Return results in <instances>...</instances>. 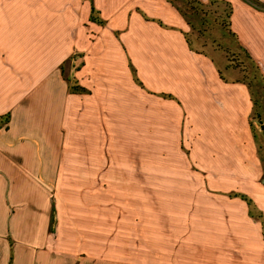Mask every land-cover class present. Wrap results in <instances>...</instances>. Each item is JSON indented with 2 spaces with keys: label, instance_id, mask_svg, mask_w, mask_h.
Instances as JSON below:
<instances>
[{
  "label": "crops",
  "instance_id": "crops-1",
  "mask_svg": "<svg viewBox=\"0 0 264 264\" xmlns=\"http://www.w3.org/2000/svg\"><path fill=\"white\" fill-rule=\"evenodd\" d=\"M219 1L264 74V11ZM93 2L104 26L89 1L0 0V264H131L110 242L121 227L130 252L132 225L147 220V173L131 151L149 138L199 165L175 162V195L195 216L175 222L171 264H264L261 220L218 195L221 179L248 178L239 190L264 217V116L251 88L189 45V20L167 0Z\"/></svg>",
  "mask_w": 264,
  "mask_h": 264
},
{
  "label": "rangeland",
  "instance_id": "rangeland-1",
  "mask_svg": "<svg viewBox=\"0 0 264 264\" xmlns=\"http://www.w3.org/2000/svg\"><path fill=\"white\" fill-rule=\"evenodd\" d=\"M204 1L202 7L185 5L183 1H176L177 6L186 14V19L191 22V26L186 32L187 38L195 50L208 54L223 68H229V70L235 72L236 77L249 85L257 104V112H261L264 116V74L258 68V65L248 58L237 38L231 35L230 19L228 17L230 13L229 6L222 1L214 5H211L208 0ZM197 9L198 12L195 14ZM115 35L116 37L120 36L119 34ZM143 89H146L145 86ZM257 118L255 116V119ZM7 124V120H0V127H7ZM154 141L156 140L149 138L147 146H136L131 151L136 155L137 160L142 162L138 168L146 170L147 173L146 178L142 179V183H146V202L148 206V209L142 212L147 220L137 219L136 223L138 224L132 225L130 244L133 248L130 252L125 250L128 243L125 241L121 227H116V242H110L112 248L117 253L125 254V260L131 264L174 263L175 222L177 223V220H179L180 224H183L187 222L188 217L195 216V210L188 209V194L175 195V162L178 161L180 165H183L182 168L187 167L192 170L199 169L198 163L195 164L191 160H189L191 162L188 160L181 162L179 161L180 157L175 154V145H160ZM230 168L231 166H229V171L234 172L236 170L234 167ZM121 179L117 176L115 180L118 182ZM221 181V185L227 186V192L218 195L226 197L229 201L236 198L231 196L233 193L242 194L239 189L247 185L246 182L249 179L228 178L226 181L225 179H221ZM257 182L264 185V167L262 176L257 179ZM210 192L217 195L213 191ZM176 197L179 200L175 201ZM195 197L198 203H213L206 201L200 193L195 194ZM122 199L123 197L119 198L117 195V201ZM218 201L216 203H219ZM175 206L179 207L177 211H175ZM192 234L195 235L194 232ZM101 244L106 247V243Z\"/></svg>",
  "mask_w": 264,
  "mask_h": 264
},
{
  "label": "trees",
  "instance_id": "trees-1",
  "mask_svg": "<svg viewBox=\"0 0 264 264\" xmlns=\"http://www.w3.org/2000/svg\"><path fill=\"white\" fill-rule=\"evenodd\" d=\"M85 1H89L91 3V15H90V21L91 22H94V23H97L101 26H104L106 24L105 20H103L101 17H100V13L99 11L95 8V5H94V2L93 0H85ZM169 3H171L174 7H176L185 17H186V14L182 11L181 8H179L176 4V1H183L185 3V5H197L199 7H202L204 5V2L201 1V0H167ZM210 2L211 5H214L215 3H219V0H208ZM246 3H248L249 5L253 6L254 8L260 10V11H264V3H262L261 1L259 0H244ZM225 3L226 5L229 6L230 8V13L228 15L229 19H231L232 17V14H233V11H234V8L232 6L231 3L229 2H223ZM198 12V9L196 10V13L197 14ZM189 25H191V22L189 21ZM231 26V23L229 22V27ZM230 33L231 35H233L234 37H237V35L235 33H233L231 30H230ZM188 42H189V45L192 47L191 45V42L189 41V39L187 38ZM243 50L245 51L246 55L248 56V58L250 60H252L250 54L248 53V51L243 48ZM73 60L76 61V57L73 58ZM83 64V63H82ZM80 64L77 68H80V66L82 65ZM130 67H131V71H132V74H133V77H134V80L135 82L141 86L142 88H144L143 86V83L140 81L139 77H138V74H137V70L136 68L133 66L132 63H130ZM259 68V67H258ZM72 82V85H71V90L74 92V93H79V94H89L90 91L81 87L77 81L75 80H71ZM164 97H167V98H170L172 99L173 97L172 96H169V95H165L163 94ZM8 118V115L6 117H2L0 120H6ZM231 196L233 197H236V198H241L242 200L246 201L248 206H249V213L250 215L253 217V218H257L259 220H261L262 222V226H263V233H264V217L262 215V213L257 209V206L255 205L254 201L249 198L247 195L245 194H240V193H233Z\"/></svg>",
  "mask_w": 264,
  "mask_h": 264
}]
</instances>
